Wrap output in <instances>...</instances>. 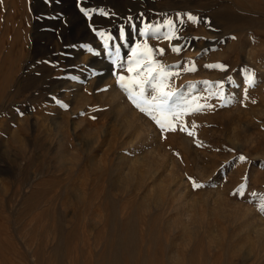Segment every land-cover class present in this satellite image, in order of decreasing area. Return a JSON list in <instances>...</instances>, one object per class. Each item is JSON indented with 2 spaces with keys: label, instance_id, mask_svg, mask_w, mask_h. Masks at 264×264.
<instances>
[{
  "label": "rangeland",
  "instance_id": "374dc122",
  "mask_svg": "<svg viewBox=\"0 0 264 264\" xmlns=\"http://www.w3.org/2000/svg\"><path fill=\"white\" fill-rule=\"evenodd\" d=\"M145 44L211 107L163 131L134 107ZM261 203L264 0H0V264H264Z\"/></svg>",
  "mask_w": 264,
  "mask_h": 264
},
{
  "label": "snow or ice",
  "instance_id": "6c2138e0",
  "mask_svg": "<svg viewBox=\"0 0 264 264\" xmlns=\"http://www.w3.org/2000/svg\"><path fill=\"white\" fill-rule=\"evenodd\" d=\"M80 11L85 16H90L92 12L95 10L86 9L81 7ZM101 14L107 16L109 15L103 9L100 10ZM187 19L189 21H195L197 18L193 17L190 13L186 14ZM179 17V14H178ZM130 19V18H129ZM167 27V31L162 32L161 28ZM96 35L102 37L104 39V47L107 48L108 41L113 40L114 37L108 35L104 36L103 31H97L93 29ZM174 31V22L172 19H168L164 22L163 25H151L146 24L143 28L139 29V35L145 36H163L164 38H171L172 33ZM126 38L125 29L121 27L119 29V39L124 40ZM136 47H133L131 50V54L128 58L122 61L119 65L121 69L127 68L129 73L136 72V68L134 65L138 66L143 61H148V63L144 64V69H146V74L143 78L140 77V73H137L136 76L126 78L124 75L118 76V85L119 87L127 94V99L136 107L141 113H146L163 131L168 129L174 120H178L180 116L188 114L190 111H199L203 107H211L210 105H197L196 108H192V103L195 102V98L189 100L183 96H180L179 92L166 90L167 84L166 81L173 75L170 73L169 69L172 66H164L158 65L156 61L151 59L152 49L149 48L146 44L144 45L141 51H137ZM179 48H173V51L179 52ZM120 46L117 45L115 47V55L116 58H120ZM162 53V50H161ZM115 63V62H113ZM153 65H157L153 67ZM206 67H220L223 68V65H206ZM194 70V67L189 69ZM143 71V70H142ZM254 77L250 74L247 83L249 85L254 84ZM195 127V124H193ZM171 130L175 131V128H171ZM184 131V128L180 129ZM188 135H193L191 131L188 132ZM241 160H244L245 157L240 156ZM194 187H200L201 185L193 182ZM260 211L264 212V203L260 205Z\"/></svg>",
  "mask_w": 264,
  "mask_h": 264
}]
</instances>
